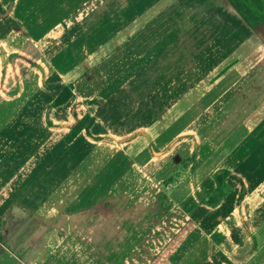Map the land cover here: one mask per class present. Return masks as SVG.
I'll use <instances>...</instances> for the list:
<instances>
[{
  "label": "crops",
  "instance_id": "obj_1",
  "mask_svg": "<svg viewBox=\"0 0 264 264\" xmlns=\"http://www.w3.org/2000/svg\"><path fill=\"white\" fill-rule=\"evenodd\" d=\"M189 1L179 0L182 29L189 19L213 20ZM13 2L0 0V264H264V20L248 28L216 0L211 10L231 37L220 66L225 55L210 57L204 42L173 38L176 24L154 37L158 19H150L153 40L134 33L110 51L106 35L100 57L89 61L85 52L86 75H77L71 47L51 55L43 37L10 25ZM156 2L145 8L148 17H157ZM164 10L170 16L173 9ZM12 36L36 55L10 56L22 51ZM91 63L104 71L102 82L87 71ZM108 65H116L111 75ZM172 66H180L174 78ZM30 75L39 98L25 88ZM68 81L70 97L50 106ZM122 92L131 98L129 109ZM174 95L181 99L174 102ZM190 95L202 106L196 127H211V137L188 132L193 121L183 113ZM175 103L180 113L167 118ZM83 113L90 116L85 127L64 141ZM100 158L128 163L112 183L96 180L93 187L87 164L78 166ZM182 163L187 172L170 181ZM219 168L228 170L223 195L213 205L198 201L195 192L206 197Z\"/></svg>",
  "mask_w": 264,
  "mask_h": 264
},
{
  "label": "rangeland",
  "instance_id": "obj_2",
  "mask_svg": "<svg viewBox=\"0 0 264 264\" xmlns=\"http://www.w3.org/2000/svg\"><path fill=\"white\" fill-rule=\"evenodd\" d=\"M164 1L165 0H157L156 2L154 8L158 9L157 17H148V12H144V10L148 9L147 7L149 3L152 4L153 0H14V2L10 4L13 16L10 15L11 18L9 23L10 25L14 26V24L17 22L16 25L18 27L19 25L22 26L26 30L25 32H27L28 35L35 37V39L40 36L43 37L41 43H45V47H47L48 49L45 47L44 48L46 52H49L51 55L56 53L58 54L59 52L67 54L69 51L68 47H71V50H74V53L72 51L70 52L74 54V59L76 61V64L73 66L74 69L72 70V72H75L77 75H80L81 73L83 75H86L84 74L86 73V70H84L82 63L84 61L83 57L85 56V52L87 53V59L89 61L96 60L100 57L101 52L104 49L100 46V42L105 39L106 35L109 39L110 51L115 50L117 43H121L123 40L128 41L134 38V33L135 36H141L140 39H142L143 41L152 38L153 33L149 35L148 28L146 27V24L150 22V19H152L153 22L158 19L154 37L158 38L159 36L164 34V32L168 30L170 26L174 29V24H176V31L173 30V32H176V34L173 38H178V40H180L179 38H183L185 41H193L194 43L197 42V40L202 43L204 42L203 49L206 53H209L210 57H216L215 55H225L227 53L229 44L228 41L231 40V37L230 33L226 30L228 29L227 25L218 27L220 25V19L218 18L219 20H217L216 18L218 17V15L215 14L216 10H211L212 8L216 9V0H190L189 3L196 6L194 8H198L200 10H208L213 20H211L207 16L204 18H200L199 20H196V18H194L193 21L189 19V23L187 22L185 24L186 27L184 29L181 28V26H183L181 22L182 16L186 14V10L182 9L184 7L181 6L179 0H168L166 2L167 4ZM217 1L221 2L220 0ZM169 2L171 3L170 5ZM221 4L226 5L225 0L222 1ZM21 5L23 7H21ZM164 6L171 7L173 9L172 13L169 12L170 16H167L164 13ZM117 8H119V11L117 10ZM101 10L104 11L103 15L101 14ZM139 14L140 16H138ZM14 17L18 20H15ZM190 17L192 18L195 16L192 15ZM232 19L233 18L230 19L231 21L227 22L234 23L235 21L234 19ZM101 21L105 25L103 33L100 32ZM227 22L221 21V23ZM198 23L200 25V33L197 32ZM151 27H154V25L151 24ZM75 28H77L76 33H73ZM236 34H240V32H235V35ZM236 38L238 37L236 36ZM72 39L76 43L72 42V44H69V41ZM11 40L12 43H18L21 46L22 51L10 52V56L23 58L29 61L31 59L25 56L23 53H28L30 57H34L36 55V51L20 42L17 36H15V38L12 36ZM196 45L197 44H193V46ZM214 45H220L221 47L217 46V50H214ZM192 49V52L195 51L194 53H196L197 46L193 47ZM228 55L229 54L225 55L226 58L220 60V66H222L224 61L228 60ZM33 64V66L39 68V65H37L36 63ZM115 66L113 67V65H108V68L110 69L107 70L106 74L111 75L112 73H114ZM179 67L176 68L175 66H172L168 69V73L171 75V78H174L177 73L179 75ZM237 69L238 71L244 70V63H239ZM87 71H90V73H92L94 77H97L96 79L98 80L96 83H99L100 81L102 82L101 75L103 76L104 71L101 69L98 63H91ZM93 71L95 73H93ZM32 80L33 77L32 75H30L28 79L24 81L25 88H27L26 90L30 92V98L32 97V95L35 98H39L40 94L38 92L36 93L37 90L31 92V90H33V86L31 84ZM39 82L46 85L43 76L40 77ZM187 82L192 84L193 81L188 80ZM122 93L121 94L125 99V109H129L132 106L131 98L126 96V92ZM175 93L176 92H174V94ZM185 98H187L188 100L186 99L187 103L184 104L187 109L183 113V116L187 115V118L193 121L191 122V124L193 125H191L189 129H185H188V132L193 131L198 137L203 134L204 136L211 137L213 133L211 127L209 128L210 132H207V130L205 129L202 130V128L196 127L197 117L200 114L198 110L200 111V107H202L200 104L198 106L197 96L190 95ZM172 99L174 102H178L181 97L174 95ZM207 101L208 97H206L205 100L206 104L210 102ZM176 106L178 107L180 106V104L178 103L176 105L175 103L172 108H167V118H172V116L178 115L180 113V111L175 108ZM163 107L164 104H162V108ZM162 108L160 105H157L156 111L158 114H165L163 112L164 109L163 111H161ZM224 114L228 115L229 112L226 111L224 112ZM207 118L208 113H205V121L207 120ZM190 159L192 161H195L194 156H190ZM127 163L128 161L119 160V162L116 163L114 162V160L100 158L94 159L91 162L85 161V163L78 166V169L87 164V169H89L90 174L89 176H91L92 178L91 184H93V187H95L96 180H98V183H100L101 180V184L102 182L108 184H110V182L112 183L120 173L121 168H126ZM185 166L186 163H182V165L180 166L181 169H179L178 167L177 171H174L172 175H170V181L171 179L172 181H175L180 178L179 176L182 173H186L187 170L184 169ZM121 183H123V185L127 188V184H125L123 181H121ZM129 194L130 192H128V196ZM157 196L159 198V193H157ZM142 210V215L148 214L147 209L143 208Z\"/></svg>",
  "mask_w": 264,
  "mask_h": 264
},
{
  "label": "trees",
  "instance_id": "obj_3",
  "mask_svg": "<svg viewBox=\"0 0 264 264\" xmlns=\"http://www.w3.org/2000/svg\"><path fill=\"white\" fill-rule=\"evenodd\" d=\"M230 8H232L241 22L248 28H252L256 24L264 20V0H225ZM71 94V83H64L60 90L54 95L49 102L50 106H56L65 102ZM90 116L83 113L80 117L76 118L68 127L63 135L64 141H69L80 129L84 128L89 121ZM190 158V157H189ZM188 158V159H189ZM195 161L192 162V165ZM228 174V170L219 168L212 174L213 188L206 197H202L199 193L195 192L198 201L207 205L215 204L223 195L224 177Z\"/></svg>",
  "mask_w": 264,
  "mask_h": 264
}]
</instances>
